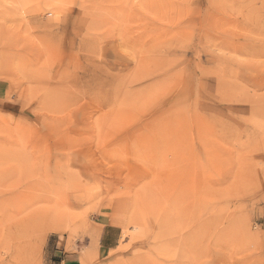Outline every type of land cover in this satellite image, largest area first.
Wrapping results in <instances>:
<instances>
[{
	"label": "rangeland",
	"instance_id": "obj_1",
	"mask_svg": "<svg viewBox=\"0 0 264 264\" xmlns=\"http://www.w3.org/2000/svg\"><path fill=\"white\" fill-rule=\"evenodd\" d=\"M55 249L264 264V0H0V264Z\"/></svg>",
	"mask_w": 264,
	"mask_h": 264
},
{
	"label": "bare ground",
	"instance_id": "obj_2",
	"mask_svg": "<svg viewBox=\"0 0 264 264\" xmlns=\"http://www.w3.org/2000/svg\"><path fill=\"white\" fill-rule=\"evenodd\" d=\"M27 220L29 219V220H31V222H35V223H33L34 225H36V223L37 224H44V225H46L48 222H50L52 225H57V223H58V218H57V216L53 213V215L51 216L50 214H49V212L47 211V209H42V210H36V211H34V212H32V213H30L27 217ZM22 220V219H21ZM26 219H24V221H25ZM26 220V221H27ZM23 221V220H22ZM23 222H21L20 224H22ZM25 223H27V222H25ZM32 224V223H31ZM24 225V224H23ZM27 225V224H26ZM43 225V226H44ZM38 226V225H37ZM40 227H42V226H40ZM45 227V226H44ZM18 231V230H17ZM22 235V234H21ZM200 240V239H199ZM23 244V243H22ZM21 244V245H22ZM20 245V246H21ZM22 248V247H21ZM32 249H33V247H32ZM35 249V248H34ZM18 252H20V251H18ZM21 253V252H20ZM19 256H21V255H19ZM22 257V256H21ZM31 257H32V255H31Z\"/></svg>",
	"mask_w": 264,
	"mask_h": 264
},
{
	"label": "crops",
	"instance_id": "obj_3",
	"mask_svg": "<svg viewBox=\"0 0 264 264\" xmlns=\"http://www.w3.org/2000/svg\"><path fill=\"white\" fill-rule=\"evenodd\" d=\"M52 259L54 262L59 264H76L77 255L73 251H62L59 249H55L52 255Z\"/></svg>",
	"mask_w": 264,
	"mask_h": 264
}]
</instances>
